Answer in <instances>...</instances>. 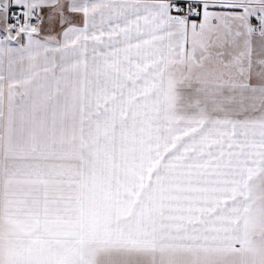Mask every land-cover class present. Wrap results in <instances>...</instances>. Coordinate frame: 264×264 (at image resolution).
<instances>
[{
	"label": "snow or ice",
	"instance_id": "1",
	"mask_svg": "<svg viewBox=\"0 0 264 264\" xmlns=\"http://www.w3.org/2000/svg\"><path fill=\"white\" fill-rule=\"evenodd\" d=\"M0 264H264V0H0Z\"/></svg>",
	"mask_w": 264,
	"mask_h": 264
}]
</instances>
